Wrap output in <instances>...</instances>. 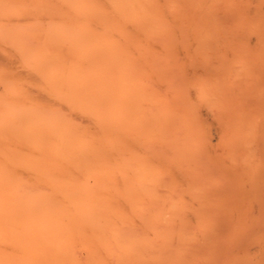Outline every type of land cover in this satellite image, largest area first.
<instances>
[{"label":"bare ground","instance_id":"1","mask_svg":"<svg viewBox=\"0 0 264 264\" xmlns=\"http://www.w3.org/2000/svg\"><path fill=\"white\" fill-rule=\"evenodd\" d=\"M0 264H264V0H0Z\"/></svg>","mask_w":264,"mask_h":264}]
</instances>
